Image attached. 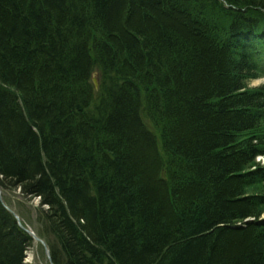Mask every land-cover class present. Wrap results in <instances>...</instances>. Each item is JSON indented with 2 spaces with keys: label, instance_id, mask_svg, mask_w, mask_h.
Wrapping results in <instances>:
<instances>
[{
  "label": "trees",
  "instance_id": "16d2710c",
  "mask_svg": "<svg viewBox=\"0 0 264 264\" xmlns=\"http://www.w3.org/2000/svg\"><path fill=\"white\" fill-rule=\"evenodd\" d=\"M263 56L255 0H0L2 195L53 264H264Z\"/></svg>",
  "mask_w": 264,
  "mask_h": 264
},
{
  "label": "rangeland",
  "instance_id": "374dc122",
  "mask_svg": "<svg viewBox=\"0 0 264 264\" xmlns=\"http://www.w3.org/2000/svg\"><path fill=\"white\" fill-rule=\"evenodd\" d=\"M255 1L264 3V0H255ZM261 85L264 86L263 76L257 79L249 80L247 82L248 89H253ZM257 159L260 160V163L262 165H264V156H259ZM2 197L6 198L10 209L20 217V220L24 224V226L30 228L34 233H40L38 230L39 226L41 228H43V226L40 223L39 225L36 222V206H38L37 197L36 198L22 197L19 195L18 190L12 192H5ZM39 239H41V242L34 241L32 247L26 253V257L24 259L25 264H49L47 259L48 255L45 252V248H44V245L46 246V248L48 247L46 244L47 236L44 235L43 238H39ZM29 255H32L30 259L28 258Z\"/></svg>",
  "mask_w": 264,
  "mask_h": 264
},
{
  "label": "bare ground",
  "instance_id": "6f19581e",
  "mask_svg": "<svg viewBox=\"0 0 264 264\" xmlns=\"http://www.w3.org/2000/svg\"><path fill=\"white\" fill-rule=\"evenodd\" d=\"M188 13H189V16H190L193 20H195V21H197V22H200V23L204 24L205 27H207V28H213V24H212V21H211L210 17H207L206 19H204L202 16L199 15V13H198V9H192V10H190ZM211 39H212V38H211ZM212 40L215 41V44H216V46H218V47H219V46H220V47L225 46L224 41H222V40H218V39H216V38H213ZM31 256H32V255H29L28 258L30 259Z\"/></svg>",
  "mask_w": 264,
  "mask_h": 264
},
{
  "label": "water",
  "instance_id": "95a60500",
  "mask_svg": "<svg viewBox=\"0 0 264 264\" xmlns=\"http://www.w3.org/2000/svg\"><path fill=\"white\" fill-rule=\"evenodd\" d=\"M96 74L94 73V75H93V78H92V81H93V83H94V86H95V88H97L98 87V82H97V79H96ZM0 200H2V196H1V191H0ZM6 207V206H5ZM7 208V210H9L12 214H13V216H14V218H15V220L17 221V223H18V225L20 226V227H22V225H21V223H20V220H19V217L14 213V212H12L8 207H6ZM27 233H29V234H31L32 236H34V233L31 231V230H29V229H27V228H25V227H22ZM34 238H36L35 236H34ZM38 239V238H37ZM46 252H48L47 250H46Z\"/></svg>",
  "mask_w": 264,
  "mask_h": 264
}]
</instances>
